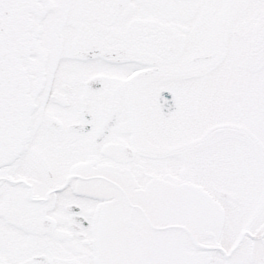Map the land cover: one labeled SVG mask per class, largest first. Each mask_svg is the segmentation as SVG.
I'll return each mask as SVG.
<instances>
[{"label":"snow or ice","instance_id":"snow-or-ice-1","mask_svg":"<svg viewBox=\"0 0 264 264\" xmlns=\"http://www.w3.org/2000/svg\"><path fill=\"white\" fill-rule=\"evenodd\" d=\"M0 264H264V0H0Z\"/></svg>","mask_w":264,"mask_h":264}]
</instances>
